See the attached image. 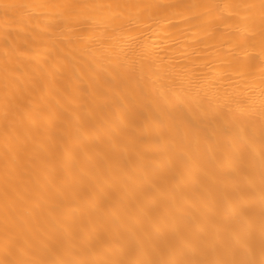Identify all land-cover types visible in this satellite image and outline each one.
Returning a JSON list of instances; mask_svg holds the SVG:
<instances>
[{
  "label": "bare ground",
  "instance_id": "bare-ground-1",
  "mask_svg": "<svg viewBox=\"0 0 264 264\" xmlns=\"http://www.w3.org/2000/svg\"><path fill=\"white\" fill-rule=\"evenodd\" d=\"M0 264H264V0H0Z\"/></svg>",
  "mask_w": 264,
  "mask_h": 264
}]
</instances>
